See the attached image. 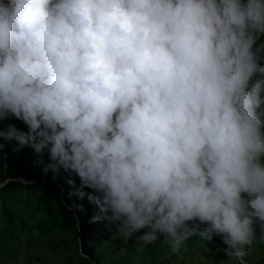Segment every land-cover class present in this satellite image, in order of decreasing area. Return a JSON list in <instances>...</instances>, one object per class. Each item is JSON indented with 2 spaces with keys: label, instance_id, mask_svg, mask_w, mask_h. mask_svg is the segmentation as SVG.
Here are the masks:
<instances>
[{
  "label": "clouds",
  "instance_id": "9594fccd",
  "mask_svg": "<svg viewBox=\"0 0 264 264\" xmlns=\"http://www.w3.org/2000/svg\"><path fill=\"white\" fill-rule=\"evenodd\" d=\"M262 35L264 0H0V119L27 126L0 137L78 176L124 241L241 258L264 232Z\"/></svg>",
  "mask_w": 264,
  "mask_h": 264
},
{
  "label": "rangeland",
  "instance_id": "374dc122",
  "mask_svg": "<svg viewBox=\"0 0 264 264\" xmlns=\"http://www.w3.org/2000/svg\"><path fill=\"white\" fill-rule=\"evenodd\" d=\"M258 43H264V35ZM261 55L264 56V49L261 50ZM260 63L264 64V59ZM261 75L264 74H257L255 79H259ZM8 124H14L13 117L0 124V131H4ZM0 144H4V147L0 148L1 177L8 175L10 152L6 141L0 139ZM22 149L15 153L12 148L11 152L17 163H27L35 168L38 166L43 168L47 164V152L36 153L29 145L23 146ZM73 175L75 176V173ZM48 177L54 178L53 180L61 185L72 187V184L67 182L68 174L62 169L56 173L49 170L43 174L42 179ZM75 182L80 183L78 176L75 177ZM76 187L81 190L88 188H81L80 185ZM76 189L73 187L74 194ZM186 223L191 225L199 221ZM106 230H112L109 235L111 242L106 238L102 241L113 246L120 257L130 244L135 257L132 264H240L241 259L244 264H264V232L261 231L258 222L254 225L253 243L246 246L245 255L241 258L227 255L225 252L227 245L222 242L219 235H214L212 240H204L198 233L190 235L178 251H173L163 236L141 247L136 235L142 234L146 229L133 233L127 241L116 234V226L107 229L105 226L102 230L104 237ZM80 235L81 231L63 213L57 202L45 198L35 188L16 189L12 197L5 201L0 199V264H82L77 262L75 247V242L81 241Z\"/></svg>",
  "mask_w": 264,
  "mask_h": 264
},
{
  "label": "trees",
  "instance_id": "16d2710c",
  "mask_svg": "<svg viewBox=\"0 0 264 264\" xmlns=\"http://www.w3.org/2000/svg\"><path fill=\"white\" fill-rule=\"evenodd\" d=\"M13 118L14 125H16L19 130H27V126L24 122H20V120L15 117ZM2 122H5V119H0V124ZM0 139L4 141L3 137H0ZM6 142L10 152L7 168L8 175L1 176L0 182L5 179H11V181L5 187L0 188L1 200L5 201L7 198L12 197V193L16 191V189L18 190L23 187L35 188L41 192L45 198L56 201L63 213L68 216L74 226L81 231V235L79 236L81 237V241L78 243L82 246L83 251L88 255L90 260H83L77 254L78 263L91 264L93 261L94 264H132L131 262L135 257L130 244H128L127 249L123 251L124 255L120 257L116 249H113V246L107 245L102 241L103 238H106L108 241L111 240L109 235H111L112 230H106V235L104 237V233L102 232L104 227L106 226V229L107 227L114 228L119 223L118 221L111 222L107 219H101L99 221L89 222V218L99 212L97 205L88 199L89 194L93 193L92 189H76V185H80V183L77 182L71 183L72 187H69L68 185H61L51 177L42 179L44 174L42 171L43 168H41V166L35 168L27 163H17L11 152L12 148H14L13 151L16 153L17 150L15 149L17 147V142L15 140ZM19 150H23L22 147ZM40 163L42 164L43 162L41 161ZM19 181H27L28 183L24 184ZM2 184L4 183H0V185ZM73 187L76 189V194L73 193ZM81 191L84 192L83 197L78 195V192ZM79 204L83 205V210L76 207V205ZM75 247L77 248V241L75 242Z\"/></svg>",
  "mask_w": 264,
  "mask_h": 264
},
{
  "label": "water",
  "instance_id": "95a60500",
  "mask_svg": "<svg viewBox=\"0 0 264 264\" xmlns=\"http://www.w3.org/2000/svg\"><path fill=\"white\" fill-rule=\"evenodd\" d=\"M11 181V179L9 180V182ZM8 182V183H9ZM8 183H4V184H2V185H0V188H2V187H5Z\"/></svg>",
  "mask_w": 264,
  "mask_h": 264
},
{
  "label": "built area",
  "instance_id": "2783aa9c",
  "mask_svg": "<svg viewBox=\"0 0 264 264\" xmlns=\"http://www.w3.org/2000/svg\"><path fill=\"white\" fill-rule=\"evenodd\" d=\"M242 196H244L245 198H247V194L242 193Z\"/></svg>",
  "mask_w": 264,
  "mask_h": 264
}]
</instances>
